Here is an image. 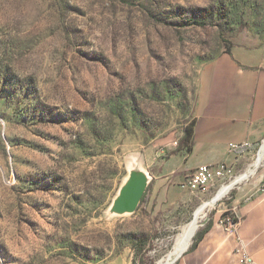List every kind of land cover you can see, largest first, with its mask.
<instances>
[{
	"label": "rangeland",
	"instance_id": "374dc122",
	"mask_svg": "<svg viewBox=\"0 0 264 264\" xmlns=\"http://www.w3.org/2000/svg\"><path fill=\"white\" fill-rule=\"evenodd\" d=\"M250 39L264 42V0H0V264L164 259L264 136L184 205L153 213L149 191L132 214L110 206L131 171L157 176L187 144L202 68ZM240 182L194 235L212 219L237 227L225 204Z\"/></svg>",
	"mask_w": 264,
	"mask_h": 264
},
{
	"label": "crops",
	"instance_id": "0c3cea01",
	"mask_svg": "<svg viewBox=\"0 0 264 264\" xmlns=\"http://www.w3.org/2000/svg\"><path fill=\"white\" fill-rule=\"evenodd\" d=\"M264 136V42L250 39L232 44L199 74L195 115L188 142L174 153L157 176L149 174L145 193L153 213L174 209L187 190L181 184L200 165L226 162L237 168L251 158ZM232 146H236L232 148ZM225 208L237 227L209 221L207 230L192 250L176 264H240V246L253 264H264V165L249 164ZM183 195V197H182Z\"/></svg>",
	"mask_w": 264,
	"mask_h": 264
},
{
	"label": "built area",
	"instance_id": "2783aa9c",
	"mask_svg": "<svg viewBox=\"0 0 264 264\" xmlns=\"http://www.w3.org/2000/svg\"><path fill=\"white\" fill-rule=\"evenodd\" d=\"M177 144L176 142L174 143ZM236 146H232L235 148ZM234 177V168L226 162H220L212 165H200L187 174L181 184V187L190 192H204L209 187L218 183H224ZM229 222V217L226 218ZM228 224L233 226L231 221ZM235 253L239 256L240 264H253L252 257L246 253L240 246L235 249Z\"/></svg>",
	"mask_w": 264,
	"mask_h": 264
},
{
	"label": "water",
	"instance_id": "95a60500",
	"mask_svg": "<svg viewBox=\"0 0 264 264\" xmlns=\"http://www.w3.org/2000/svg\"><path fill=\"white\" fill-rule=\"evenodd\" d=\"M148 182V174L136 170L131 171L113 200L109 209L110 213L115 215L134 213L145 193ZM182 253L174 259L173 263L182 255Z\"/></svg>",
	"mask_w": 264,
	"mask_h": 264
},
{
	"label": "bare ground",
	"instance_id": "6f19581e",
	"mask_svg": "<svg viewBox=\"0 0 264 264\" xmlns=\"http://www.w3.org/2000/svg\"><path fill=\"white\" fill-rule=\"evenodd\" d=\"M264 154V144L261 148L260 154L258 155L256 164L260 162L262 159V156ZM262 161V160H261ZM261 163V162H260ZM255 164V165H256ZM247 177L246 175H242L239 178H237L234 182L231 184L222 187L218 193L214 196V198L209 201L208 203L202 204L200 207L196 209L193 215V219L189 222V224L182 230V232L177 236L172 251L169 252V254L162 260H160L157 264H173L174 259L183 251H185L191 241V238L193 237L199 221L203 218L205 210L208 207H212L216 204V202L226 193L229 192L231 187H233L234 183L244 179ZM224 197V196H223ZM200 225V223H199Z\"/></svg>",
	"mask_w": 264,
	"mask_h": 264
},
{
	"label": "trees",
	"instance_id": "16d2710c",
	"mask_svg": "<svg viewBox=\"0 0 264 264\" xmlns=\"http://www.w3.org/2000/svg\"><path fill=\"white\" fill-rule=\"evenodd\" d=\"M226 51H228V49ZM190 133H191V128L190 129H185L183 139L187 140V142H188V138L190 136ZM230 197H232V193H231V196ZM144 198H145V195L143 196L141 202L144 201ZM228 214L229 213H225L224 216H226ZM232 220H233V222H236L235 219H232ZM207 228H208V226H206L202 231L197 232L193 236V238H192V244H191V246L189 247L188 250H192L196 246L197 242L200 240L202 234L207 230Z\"/></svg>",
	"mask_w": 264,
	"mask_h": 264
}]
</instances>
